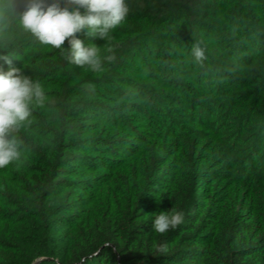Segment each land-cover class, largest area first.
<instances>
[{
	"label": "trees",
	"instance_id": "1",
	"mask_svg": "<svg viewBox=\"0 0 264 264\" xmlns=\"http://www.w3.org/2000/svg\"><path fill=\"white\" fill-rule=\"evenodd\" d=\"M126 3L110 39L77 33L114 50L101 72L0 29L46 96L0 168V264H264V0Z\"/></svg>",
	"mask_w": 264,
	"mask_h": 264
},
{
	"label": "clouds",
	"instance_id": "2",
	"mask_svg": "<svg viewBox=\"0 0 264 264\" xmlns=\"http://www.w3.org/2000/svg\"><path fill=\"white\" fill-rule=\"evenodd\" d=\"M18 0H0V29L15 26L30 35L41 45L61 50L65 60L92 72L103 71L105 62L116 60L114 50L101 57L100 47L85 46L77 33L85 30L89 37L110 39V32L126 18L129 7L126 0H26L22 11L17 10ZM65 41L69 48L65 49ZM202 42L192 47L196 63L206 59ZM8 64L7 72L0 71V168L21 157V141L18 134L30 123L33 107H43L46 96L38 81L24 75L20 68L11 67L10 56H0ZM91 90V89H89ZM185 221L183 211L161 212L156 215L152 228L165 234L176 230ZM156 253L166 255L167 243L154 245Z\"/></svg>",
	"mask_w": 264,
	"mask_h": 264
}]
</instances>
